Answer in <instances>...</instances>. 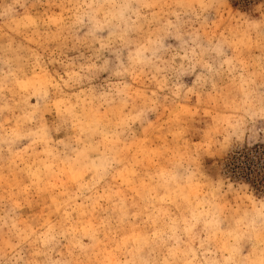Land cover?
Wrapping results in <instances>:
<instances>
[{
    "label": "rangeland",
    "instance_id": "rangeland-1",
    "mask_svg": "<svg viewBox=\"0 0 264 264\" xmlns=\"http://www.w3.org/2000/svg\"><path fill=\"white\" fill-rule=\"evenodd\" d=\"M0 264H264V0H0Z\"/></svg>",
    "mask_w": 264,
    "mask_h": 264
}]
</instances>
